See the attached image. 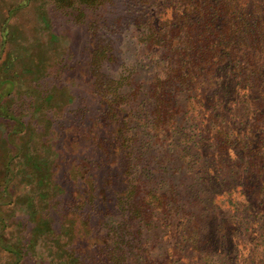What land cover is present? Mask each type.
I'll list each match as a JSON object with an SVG mask.
<instances>
[{
    "label": "trees",
    "instance_id": "1",
    "mask_svg": "<svg viewBox=\"0 0 264 264\" xmlns=\"http://www.w3.org/2000/svg\"><path fill=\"white\" fill-rule=\"evenodd\" d=\"M119 1L0 0V118L13 122L0 164V264H264V0ZM30 7L37 24L25 31L15 18ZM88 11L138 32L152 70L103 76L116 56L99 46L92 66L107 124L83 144L55 118L78 111L76 82L60 75L76 53L55 27L58 15L86 24ZM91 144L117 180L71 160ZM60 159L72 161L66 184L53 173ZM238 190L235 222L216 198ZM107 205V230L65 236L67 218ZM12 223L20 232L9 237ZM147 234L158 246L145 257Z\"/></svg>",
    "mask_w": 264,
    "mask_h": 264
},
{
    "label": "rangeland",
    "instance_id": "2",
    "mask_svg": "<svg viewBox=\"0 0 264 264\" xmlns=\"http://www.w3.org/2000/svg\"><path fill=\"white\" fill-rule=\"evenodd\" d=\"M18 1L19 0H6V2L9 4L13 2L17 3ZM127 1L128 0H120L119 2L121 4H125ZM2 7L3 4H1L0 8ZM99 15V12L88 11V19L86 24H75L72 21H66V19L58 15V19L60 21L55 27L56 32L65 33L70 38L71 44L76 53V58L74 59L73 63H69L68 67L65 68L63 72L60 71V75L63 80H73L76 82L77 87L74 93L78 98V111L75 114L66 116L62 119V116L59 115V111H56L55 118L61 117V119L57 121L58 127L61 131L66 128H75L79 130V132L82 133L81 139H84L83 144H85L86 142H92L93 136L90 134V132L94 131L95 133H99L103 129L102 127L107 124V122L104 121L105 106L103 105L102 99L98 95L95 86L97 75L96 72H94V68L92 66L93 55L95 51L99 48V46H112V48H114V54L116 56L115 62L105 63L102 66L100 73H102L103 76L120 75L121 77L127 76L125 78L131 76V78L139 77L142 79H149L152 70L150 57L146 55L145 52L137 45V40L135 37L139 38V34H137L138 32H135L133 34L132 30H125L124 27H118L115 29L110 23L104 22V19L100 18ZM15 21L19 22L25 29V31H30L37 24V13L33 9V7L24 9L15 18ZM49 79L50 77L47 76L46 80ZM19 91L20 96L25 95L24 92H21V90ZM34 120H38L40 124L44 123L42 116L37 117L36 115L34 117ZM11 124H13V122H9L0 118V164L6 158L7 153L10 149V146L7 143L6 136L8 131L12 129ZM65 143L66 146L70 145V142ZM93 149V144L90 145V150L86 149V147H83L82 149H79L80 153H71V160L79 163L80 160L86 159L87 163L90 165V171H92L93 173H110L117 180V178L120 176V174H122V172L118 168H110V165L108 164L110 162V158L101 156L99 152L92 151ZM72 150L75 151L74 148H72ZM72 161L68 162L62 159L58 160L57 167L55 168L56 172L54 171L53 173H59V180L62 184H66L68 182V170L71 169ZM95 163H98L103 166V169L101 171H94ZM75 174L76 172L72 171V176H74V178H77L79 175L75 176ZM1 177L2 174L0 171V196L6 194V191H4V188L2 186ZM7 191H10L14 195L17 191V188L15 187V185H11L7 189ZM239 191L241 190L234 192L230 196L223 195L216 198V202H218V205L221 206V211L225 212L226 214V216H223V218L229 216L233 218L234 216L235 218L233 219H235V222H237L238 218H240V216H243V214L236 213L235 210H233L234 204L243 200V196L241 194L239 195ZM257 205H259V202L257 203ZM255 206L256 204L253 203L252 207L255 208ZM20 207L23 206L20 205ZM192 207H195L194 204H192L191 208ZM114 211L115 209H113V205L99 206L91 208L90 210H85V212L82 213V216H80L81 218H78L76 216L67 218L64 225L66 226L65 236H75L76 234H78L79 236L84 235V238H89L90 231L92 232V234H97L99 232H102L103 230H107L105 222L107 221L109 214ZM9 213L10 210L7 208L3 211V215L6 217ZM246 215L249 214L247 213ZM61 222L62 218L56 215L54 223V229L56 232L60 231ZM261 224H259V226L257 227L259 228ZM125 227L127 228L128 226ZM16 230L20 232L19 225L17 223H12L11 228L8 231L9 237L14 236ZM137 230V227L130 229V231L133 233H136ZM244 234L246 235V233ZM250 235L251 239L256 238L255 233L251 232L250 234H248V236ZM148 237L149 234H147V239L144 243V249L146 251V253L144 254L145 257L148 254L151 255L152 251L155 252L156 247L158 246V244H156L155 239H149ZM139 238L140 237L138 236L137 240ZM142 239L143 237H141V240ZM248 240L250 241L249 238L246 239L247 242H249ZM82 247H84V245ZM79 255L81 256V258L83 257L84 259L88 256L87 253L82 252H80ZM24 264H30V262L26 261ZM90 264H92L91 260Z\"/></svg>",
    "mask_w": 264,
    "mask_h": 264
}]
</instances>
